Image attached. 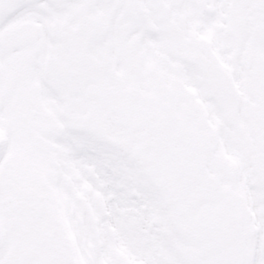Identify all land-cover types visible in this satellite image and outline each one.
I'll use <instances>...</instances> for the list:
<instances>
[{
	"label": "snow or ice",
	"instance_id": "1",
	"mask_svg": "<svg viewBox=\"0 0 264 264\" xmlns=\"http://www.w3.org/2000/svg\"><path fill=\"white\" fill-rule=\"evenodd\" d=\"M0 264H264V0H0Z\"/></svg>",
	"mask_w": 264,
	"mask_h": 264
}]
</instances>
